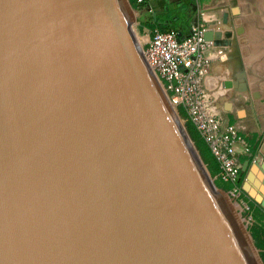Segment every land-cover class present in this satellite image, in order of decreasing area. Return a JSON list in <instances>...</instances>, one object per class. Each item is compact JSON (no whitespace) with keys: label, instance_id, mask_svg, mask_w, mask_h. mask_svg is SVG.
Wrapping results in <instances>:
<instances>
[{"label":"water","instance_id":"95a60500","mask_svg":"<svg viewBox=\"0 0 264 264\" xmlns=\"http://www.w3.org/2000/svg\"><path fill=\"white\" fill-rule=\"evenodd\" d=\"M0 264H262L126 0H0Z\"/></svg>","mask_w":264,"mask_h":264},{"label":"crops","instance_id":"0c3cea01","mask_svg":"<svg viewBox=\"0 0 264 264\" xmlns=\"http://www.w3.org/2000/svg\"><path fill=\"white\" fill-rule=\"evenodd\" d=\"M240 3L241 0H148L143 9L154 30L172 27L186 35L191 25L201 22L206 27L205 34L211 32V63L203 79L207 107L222 123L233 125L251 145L247 134L264 128V52L251 41L260 36L252 38L250 27L244 22L238 24ZM237 157L242 169L248 156Z\"/></svg>","mask_w":264,"mask_h":264},{"label":"built area","instance_id":"2783aa9c","mask_svg":"<svg viewBox=\"0 0 264 264\" xmlns=\"http://www.w3.org/2000/svg\"><path fill=\"white\" fill-rule=\"evenodd\" d=\"M148 0H134L144 7ZM206 27L197 22L186 35L177 28L154 30L145 43V59L161 82L173 107H180L214 157L216 178L229 185L228 194L239 196L241 163L237 154L249 156L251 145L231 124H224L207 107L203 79L211 63L213 42L205 38Z\"/></svg>","mask_w":264,"mask_h":264},{"label":"rangeland","instance_id":"374dc122","mask_svg":"<svg viewBox=\"0 0 264 264\" xmlns=\"http://www.w3.org/2000/svg\"><path fill=\"white\" fill-rule=\"evenodd\" d=\"M257 1L258 3L255 2L256 8L260 7L259 4L261 3V0H257ZM126 3L128 5L132 17L133 33L137 41L141 45V47L144 49L145 43L148 41L150 37V36L148 37L147 35L148 34L151 35V33L147 30L149 28L143 25V22L136 15L135 9L133 5L129 2V0H126ZM246 3L247 2L245 0H241L240 3L241 11H243V9L246 8ZM251 4L253 5L254 3L251 2ZM262 4H263L262 7L264 8V0H262ZM237 21L238 24L244 22L241 18L238 17V15H237ZM244 23L248 25L247 22ZM248 26L250 27V25ZM260 51L264 52V48L261 49ZM261 66L264 67L263 64ZM175 110L179 118L181 119V122L184 128L186 129V131L187 128L196 131L189 122L187 115L186 114L181 115L176 107ZM259 130H260L259 133L258 131L257 132L255 131L247 134V137L249 138L252 147H251L250 155L248 156V160L244 161L243 168L241 170L240 181H239V187L241 189V193L239 194V196L234 197L229 195L228 188L226 189L225 185L221 183L216 178V176L210 175L217 188L223 191L225 195L228 196V198L232 202V208L235 214L237 215L239 221L241 222V224L245 227L250 237V242L254 247L258 256H259V249L256 247V245L259 244V242L258 240H255L251 236L249 227L252 226L253 228H259L264 230V128L260 127ZM194 147L196 148L195 145ZM196 150L198 151L197 148Z\"/></svg>","mask_w":264,"mask_h":264},{"label":"trees","instance_id":"16d2710c","mask_svg":"<svg viewBox=\"0 0 264 264\" xmlns=\"http://www.w3.org/2000/svg\"><path fill=\"white\" fill-rule=\"evenodd\" d=\"M129 2L133 5V7L135 9V12H136V15L143 22V25L147 26L150 29V31L153 32L154 31L153 22L152 21H148V19L144 15L145 14V10L143 9V7L136 5L134 3V0H129ZM169 28H172V27H169ZM166 29H168V27L161 28L159 30L163 31V30H166ZM177 110L179 111V113L181 115L185 114L184 111L180 107H177ZM189 122H190V120H189ZM191 125H192V123H191ZM193 128L195 129L194 126H193ZM187 131H188L189 136L192 139L194 145L198 149L199 154H200L203 162L206 164L210 175L211 176H216V174L218 172L217 163H216L214 157L212 156L211 152L207 148L206 144L204 143L203 139L200 137V135H199V133L197 131H194L193 129H190V128H187ZM221 183H223V182H221ZM223 184L225 185L226 189L229 187L228 184H226V183H223ZM249 231L251 233V236L255 240H258V242H259V244H257L256 247L259 249V257H260L261 261L264 264V240H263L264 239L263 238L264 237V230L263 229H259V228H253L252 226H250L249 227Z\"/></svg>","mask_w":264,"mask_h":264},{"label":"flooded vegetation","instance_id":"af4514ba","mask_svg":"<svg viewBox=\"0 0 264 264\" xmlns=\"http://www.w3.org/2000/svg\"><path fill=\"white\" fill-rule=\"evenodd\" d=\"M245 1L247 2L246 3L247 8L245 9V12L243 9V11H241L237 15L244 22H247L248 25H250V29H251L250 33L252 34V38L260 36V39L258 38V40H255L254 38L251 41L254 42L255 46H258L260 49H263L264 48V8L262 7L263 6L262 0L261 3L259 4L260 7L257 8L255 5V2L258 3L257 0H245ZM251 2H253L254 4L252 5ZM250 5L252 8L250 7ZM239 30L241 29L239 28ZM262 58L263 57L261 56L260 59Z\"/></svg>","mask_w":264,"mask_h":264}]
</instances>
